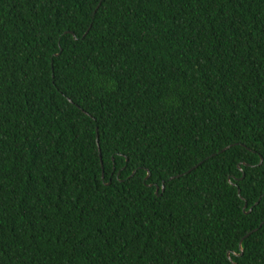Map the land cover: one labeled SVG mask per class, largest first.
I'll use <instances>...</instances> for the list:
<instances>
[{
	"label": "trees",
	"instance_id": "1",
	"mask_svg": "<svg viewBox=\"0 0 264 264\" xmlns=\"http://www.w3.org/2000/svg\"><path fill=\"white\" fill-rule=\"evenodd\" d=\"M0 264H264V0H0Z\"/></svg>",
	"mask_w": 264,
	"mask_h": 264
},
{
	"label": "water",
	"instance_id": "2",
	"mask_svg": "<svg viewBox=\"0 0 264 264\" xmlns=\"http://www.w3.org/2000/svg\"><path fill=\"white\" fill-rule=\"evenodd\" d=\"M98 144H99V141H98ZM100 148V147H99ZM229 148H227V149H225L223 152H225L226 150H228ZM149 176H150V173H149ZM149 176L147 177V179L149 178ZM173 179V178H172ZM163 185H165V183H163ZM165 189V187L163 186V190ZM159 192V188H157V193ZM240 190H239V195H240ZM245 208H247V204H246V207ZM253 233V232H252ZM252 233H250V234H248L244 239H246L247 237H249ZM244 239H243V241H244ZM243 241L241 242V252H242V254H243V252H244V249H243ZM228 256H229V258L231 259V254L229 253L228 254Z\"/></svg>",
	"mask_w": 264,
	"mask_h": 264
}]
</instances>
